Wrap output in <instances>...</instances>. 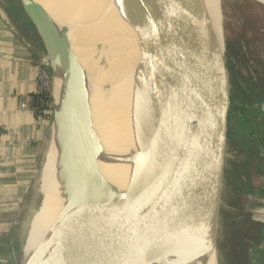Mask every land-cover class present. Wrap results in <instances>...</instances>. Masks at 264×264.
I'll return each mask as SVG.
<instances>
[{
  "label": "water",
  "instance_id": "water-1",
  "mask_svg": "<svg viewBox=\"0 0 264 264\" xmlns=\"http://www.w3.org/2000/svg\"><path fill=\"white\" fill-rule=\"evenodd\" d=\"M125 2L144 26L147 74L139 105L148 138L134 193L114 197L105 180L92 188L94 142L82 75L44 33L40 6L33 13L21 0L52 75L59 56L69 128L65 155L73 159L69 198L34 260L23 264H163L211 237L218 264L216 230L232 133L224 54L197 0Z\"/></svg>",
  "mask_w": 264,
  "mask_h": 264
},
{
  "label": "bare ground",
  "instance_id": "bare-ground-1",
  "mask_svg": "<svg viewBox=\"0 0 264 264\" xmlns=\"http://www.w3.org/2000/svg\"><path fill=\"white\" fill-rule=\"evenodd\" d=\"M28 1L33 13L40 6L45 16L40 20L44 33L82 75L94 142L92 188L96 190L105 180L113 188L114 197L133 194L140 153L148 138L139 105L140 87L147 74L141 20L125 0ZM257 1L264 4V0ZM197 2L214 44L222 54L218 0ZM90 40L101 46L107 61L105 69L96 67L91 60V52L84 46ZM58 57L54 55L51 76L54 118L36 180L37 203L30 210L21 248L32 260L65 206L71 188L73 159L68 160L65 155L69 128L63 118L62 70ZM215 256L211 237L207 242L166 256L162 263L216 264Z\"/></svg>",
  "mask_w": 264,
  "mask_h": 264
},
{
  "label": "rangeland",
  "instance_id": "rangeland-1",
  "mask_svg": "<svg viewBox=\"0 0 264 264\" xmlns=\"http://www.w3.org/2000/svg\"><path fill=\"white\" fill-rule=\"evenodd\" d=\"M23 2L31 12L29 1L23 0ZM218 3L221 20L220 40L228 70L231 106L237 105L248 109L253 104L252 94L264 97V4L257 0H218ZM0 6L8 11L12 9L16 12L22 11L21 0H0ZM16 18H18L17 14ZM22 23L24 24V21L21 19ZM92 41L85 42L84 46H87L91 52L90 58L96 67L105 69L107 61L102 48ZM41 55L42 67L51 76L50 58L46 53ZM236 87L243 95V101L236 98V92H238ZM51 108V116L44 121L48 139L41 154L38 176L50 138L54 118L53 102ZM234 117L231 113L232 133L228 136L226 171L221 189L216 230L217 258L218 264H257L256 250L261 244L258 243L260 239L258 231L262 224L256 220L253 211L256 205L252 199L254 192L264 187V159L255 148L252 134L249 133V129L253 127L251 119L240 125L244 133L242 144L238 141L234 143ZM33 189H31V200L29 198L25 209L16 219L17 264H23L27 259L21 248L30 215L28 207L34 202L37 203L34 200Z\"/></svg>",
  "mask_w": 264,
  "mask_h": 264
},
{
  "label": "crops",
  "instance_id": "crops-1",
  "mask_svg": "<svg viewBox=\"0 0 264 264\" xmlns=\"http://www.w3.org/2000/svg\"><path fill=\"white\" fill-rule=\"evenodd\" d=\"M20 24L0 6V264H17L16 219L25 209L32 188L35 200L41 154L48 139L44 118L21 107L22 102L29 103L36 88L42 50L31 27L28 31ZM231 113L239 128L251 119L249 133L264 159V103L248 109L232 105L230 118ZM254 193L253 211L264 225V187ZM256 251L257 264H264V244Z\"/></svg>",
  "mask_w": 264,
  "mask_h": 264
},
{
  "label": "trees",
  "instance_id": "trees-1",
  "mask_svg": "<svg viewBox=\"0 0 264 264\" xmlns=\"http://www.w3.org/2000/svg\"><path fill=\"white\" fill-rule=\"evenodd\" d=\"M12 10H9L10 15L12 17L16 18V14H17L18 15V18H16V21L18 23L21 22V19H22V21H24V24L23 23L20 24V27L21 28H23V27L25 28L26 27V29L29 31L30 25H29L28 21H27L28 24L25 25V22H26L27 19H26V16L23 14V12L20 11V10H18V12H16V10L15 11H12ZM236 89L238 91V88L237 87H236ZM51 93L52 92H51V87H50L48 90L44 91L42 95H39V96L38 95H31L30 98H29V100L38 102L40 104V109L42 111H44L43 112L44 121L45 120L47 121V119L49 118V116H51V114H52V110H51L52 109L51 108V106H52V94ZM236 98L238 100H240V101H243V99H242L243 98V95L241 94V92H239V91L236 92ZM252 98H253V104H255V103H264V97H258L255 94H252ZM45 101H48V103H49V106L48 107L45 104H42ZM241 103H243L245 105L244 102H241ZM34 115L37 116L36 114H34ZM243 134H244L243 133V130L238 127L237 123H235L234 124V134H233V141H234V143H236L237 141L239 143H241V141L244 138L243 137L244 136ZM259 232H260V239H259V242L258 243L259 244L260 243H263L264 244V225L263 224L261 225V227L259 229Z\"/></svg>",
  "mask_w": 264,
  "mask_h": 264
},
{
  "label": "built area",
  "instance_id": "built-area-1",
  "mask_svg": "<svg viewBox=\"0 0 264 264\" xmlns=\"http://www.w3.org/2000/svg\"><path fill=\"white\" fill-rule=\"evenodd\" d=\"M43 65V63H42ZM38 69L37 74V84L32 95H42L44 91L48 90L51 87V76L46 72V70L42 67ZM47 107L49 106L48 101L43 102ZM30 105V106H29ZM21 107L29 108L33 114H36L38 118H43V112L40 109V104L35 101L29 100V103L22 102Z\"/></svg>",
  "mask_w": 264,
  "mask_h": 264
}]
</instances>
